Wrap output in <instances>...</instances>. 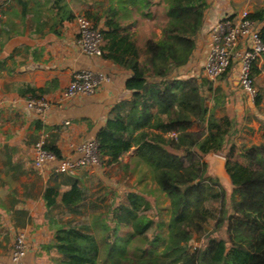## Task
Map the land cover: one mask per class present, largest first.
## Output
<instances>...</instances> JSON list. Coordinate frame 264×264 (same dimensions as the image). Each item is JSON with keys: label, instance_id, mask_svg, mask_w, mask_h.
I'll return each mask as SVG.
<instances>
[{"label": "trees", "instance_id": "obj_1", "mask_svg": "<svg viewBox=\"0 0 264 264\" xmlns=\"http://www.w3.org/2000/svg\"><path fill=\"white\" fill-rule=\"evenodd\" d=\"M110 2L103 12L88 10L84 14L95 26H105L103 56L131 70L126 88L132 96L125 103L126 112L108 117L98 131L101 162H120L125 153L135 149L136 158L152 168L159 189L170 198V218L156 224L159 232L150 239L148 230L154 220L144 212L150 203L133 191L127 194L128 202L106 214L78 224L72 220L61 224L46 247L60 253L62 264H264V141L240 152L247 163L226 159L225 168L234 186L232 204L229 207L223 202L215 229L226 224L227 237L211 235L203 245L186 248L192 230L205 229L213 214L206 201L222 194L212 191L216 179L204 182L202 154L224 151L237 132L233 118L215 117L214 108L220 103L213 107L206 104L203 82L196 76L181 78L176 74L193 55L208 0ZM155 8H162L166 15L161 35L146 38L142 46L132 27L136 16L156 17ZM128 18L133 22L125 23ZM249 18L264 22V6L249 13ZM261 35L264 40V26ZM258 72L255 62L252 75ZM27 90L32 98L42 96L39 88ZM258 101L259 94L255 103ZM205 121L207 131L193 129ZM45 148L57 155V161L64 158L55 142L46 140ZM234 148L232 144L229 154ZM63 175L54 172L45 188L48 207L62 206L74 215H84L88 209L85 188ZM64 183L70 184V189L61 191ZM165 226L168 234L163 236ZM123 228L128 229L124 235L120 233ZM161 242L164 248L159 250Z\"/></svg>", "mask_w": 264, "mask_h": 264}, {"label": "crops", "instance_id": "obj_2", "mask_svg": "<svg viewBox=\"0 0 264 264\" xmlns=\"http://www.w3.org/2000/svg\"><path fill=\"white\" fill-rule=\"evenodd\" d=\"M110 3V0H0V98L5 100L0 108V261L9 260L15 239L22 231L28 246L22 264H42L44 259L60 257L55 248L46 246L56 228L66 223L56 217L55 211H70L62 206L48 207L45 188L54 172L64 174V179L70 176L78 180L84 188L92 177L91 166L71 172L56 171L51 165L35 167L36 142L46 138L60 147L64 158L76 157L77 145L96 138L108 117L127 110L125 103L132 92L126 88V81L131 70L104 56H88L77 43L78 12H103ZM208 3L193 55L188 64L176 71L181 78L198 77L204 71L210 30L217 20L227 14L238 18L243 11L252 13L264 6V0H208ZM70 13L75 17L69 19ZM258 25L261 28L264 22ZM100 26L105 27L103 23ZM256 66L258 103L242 90L236 70L219 83L221 87L230 84L237 93L245 92L243 102L238 98L237 108L244 105L242 115L248 110L250 120L264 123V54ZM82 69L104 71L108 79L92 96L63 98L72 79L65 70L72 73ZM28 88H39L37 92L52 102L45 116L28 108L27 102L32 98ZM68 189L70 184H62L61 191ZM93 209L94 202H88L84 215Z\"/></svg>", "mask_w": 264, "mask_h": 264}, {"label": "rangeland", "instance_id": "obj_3", "mask_svg": "<svg viewBox=\"0 0 264 264\" xmlns=\"http://www.w3.org/2000/svg\"><path fill=\"white\" fill-rule=\"evenodd\" d=\"M155 11L157 15L154 18L136 16L133 28L135 36L142 46L146 38L150 36L159 38L161 35L160 25L166 20V15L162 8H155ZM79 14H83L82 10L78 12ZM124 22L130 23L133 22V19L128 18ZM233 71L234 69L231 68L229 73ZM229 73L225 76L211 79L202 71V74L197 77L200 82H203L201 92L205 96L206 104L209 107H213L215 103H220L219 106L214 108L215 117L218 120H221L224 116L233 118L236 121L237 132L234 133L232 141L228 143L224 151L202 154L201 159L206 163V180L204 182L209 183L216 179L218 183L214 185L212 191L222 194L218 198H209L206 201V205L212 210L213 214L205 229L192 230L191 237L186 242L188 250H193L195 247L203 245L208 236L227 237L226 224L220 230L215 229L216 220L219 217L223 202L229 207L232 204L234 186L230 182L228 173H226L224 166L226 159L231 158L247 163L248 161L240 155V152L246 147L264 141V123L259 119L250 120L249 113H247L248 110L242 115L241 110L244 105L237 108V100L239 98L243 102L245 92L237 93V90L231 89L230 84L225 87L220 86L219 81L226 79L224 77H227ZM205 79H207L208 83ZM219 86L220 90L217 91ZM224 101L226 103H223ZM193 129L207 131V122L198 124ZM232 144H235L234 153L229 154ZM135 155L136 151L132 149V151L122 156L120 162L107 166L100 161L98 165L91 166L92 177H89L85 184L88 194L87 202H94L98 207L85 215H74L66 210L57 209L55 211L56 217L63 222L72 220L76 224L84 220L90 221L96 214H106V212L111 211L118 205L128 202L127 194L134 191L142 194L150 203L149 208L145 209L144 212L154 220L153 226L148 230L149 238H153L159 232L156 224L160 220L168 222L170 218L169 206L171 200L167 194L159 189L152 168L146 162L136 158ZM127 230V228H123L120 233L124 235ZM161 232L163 236H166L168 234L167 226ZM163 248V243H159V250ZM42 261V264H62L59 261V257H51Z\"/></svg>", "mask_w": 264, "mask_h": 264}, {"label": "built area", "instance_id": "obj_4", "mask_svg": "<svg viewBox=\"0 0 264 264\" xmlns=\"http://www.w3.org/2000/svg\"><path fill=\"white\" fill-rule=\"evenodd\" d=\"M2 12L0 9V21ZM78 26L77 43L88 56H103L102 26H95L84 13L76 16ZM210 49L204 65V74L216 79L232 69L237 71L238 81L242 89L255 99L258 90L255 85L253 65L264 54V40L258 22L249 18V12L243 11L240 17L227 14L215 22L210 30ZM72 79L66 87L63 98L76 95L92 96L96 94L101 83L108 79L104 71L82 69L76 72L65 70ZM5 103L0 98V108ZM30 109L45 116L52 106L46 97L30 98L27 102ZM175 133H173L174 135ZM46 138H40L35 144L34 164L37 168L51 165L56 171L71 172L78 167L98 165L101 161L96 138L86 139L76 147L78 156L63 158L57 161V155L45 148ZM28 253L25 232H19L13 250L7 261L0 264H22Z\"/></svg>", "mask_w": 264, "mask_h": 264}, {"label": "bare ground", "instance_id": "obj_5", "mask_svg": "<svg viewBox=\"0 0 264 264\" xmlns=\"http://www.w3.org/2000/svg\"><path fill=\"white\" fill-rule=\"evenodd\" d=\"M225 179H227V178H225Z\"/></svg>", "mask_w": 264, "mask_h": 264}]
</instances>
